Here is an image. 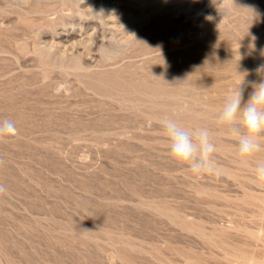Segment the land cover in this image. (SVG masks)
Masks as SVG:
<instances>
[{
    "label": "rangeland",
    "instance_id": "obj_1",
    "mask_svg": "<svg viewBox=\"0 0 264 264\" xmlns=\"http://www.w3.org/2000/svg\"><path fill=\"white\" fill-rule=\"evenodd\" d=\"M261 82L264 0H0V264H264V136L241 158L218 123ZM165 117L220 175L170 157Z\"/></svg>",
    "mask_w": 264,
    "mask_h": 264
},
{
    "label": "clouds",
    "instance_id": "obj_2",
    "mask_svg": "<svg viewBox=\"0 0 264 264\" xmlns=\"http://www.w3.org/2000/svg\"><path fill=\"white\" fill-rule=\"evenodd\" d=\"M243 93L239 88L226 98L218 115V123L230 126V131L238 137V156L252 157L261 151V136H264V82L256 85L247 102L243 103ZM169 141V155L179 165L185 166L192 175H220L221 169L215 160L217 151L212 134L207 127L188 128L177 119L165 117L160 120ZM241 128L243 131H241ZM15 123L0 120V139L13 136ZM246 163V160H241ZM254 175L264 182V160L255 163ZM6 192L0 184V194Z\"/></svg>",
    "mask_w": 264,
    "mask_h": 264
},
{
    "label": "bare ground",
    "instance_id": "obj_3",
    "mask_svg": "<svg viewBox=\"0 0 264 264\" xmlns=\"http://www.w3.org/2000/svg\"><path fill=\"white\" fill-rule=\"evenodd\" d=\"M152 51V50H151ZM149 53V52H148Z\"/></svg>",
    "mask_w": 264,
    "mask_h": 264
}]
</instances>
